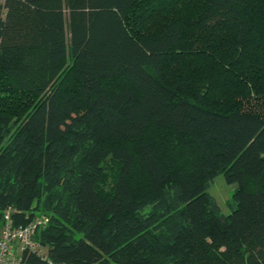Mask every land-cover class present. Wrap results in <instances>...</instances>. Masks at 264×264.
<instances>
[{"label":"trees","instance_id":"obj_1","mask_svg":"<svg viewBox=\"0 0 264 264\" xmlns=\"http://www.w3.org/2000/svg\"><path fill=\"white\" fill-rule=\"evenodd\" d=\"M7 209L21 264H264V0H0Z\"/></svg>","mask_w":264,"mask_h":264},{"label":"built area","instance_id":"obj_2","mask_svg":"<svg viewBox=\"0 0 264 264\" xmlns=\"http://www.w3.org/2000/svg\"><path fill=\"white\" fill-rule=\"evenodd\" d=\"M48 217L40 214L25 224H13L10 209L3 213L0 223V264H21L24 251L42 253L43 250L33 238L34 231L47 223Z\"/></svg>","mask_w":264,"mask_h":264},{"label":"rangeland","instance_id":"obj_3","mask_svg":"<svg viewBox=\"0 0 264 264\" xmlns=\"http://www.w3.org/2000/svg\"><path fill=\"white\" fill-rule=\"evenodd\" d=\"M235 185V183L226 182L223 174L219 173L215 175V177L207 187L208 192L215 197L218 204L220 205L222 212L224 213H228L230 210L227 204V199L230 197Z\"/></svg>","mask_w":264,"mask_h":264}]
</instances>
